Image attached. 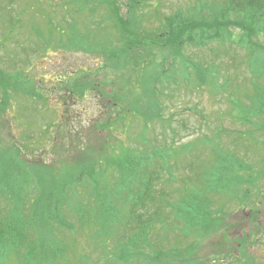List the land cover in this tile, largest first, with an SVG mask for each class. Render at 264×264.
Here are the masks:
<instances>
[{
	"label": "rangeland",
	"instance_id": "rangeland-1",
	"mask_svg": "<svg viewBox=\"0 0 264 264\" xmlns=\"http://www.w3.org/2000/svg\"><path fill=\"white\" fill-rule=\"evenodd\" d=\"M256 2L0 0V219L22 202L28 221L0 264H264ZM149 178L155 217L127 226ZM204 196L214 226L183 220Z\"/></svg>",
	"mask_w": 264,
	"mask_h": 264
},
{
	"label": "trees",
	"instance_id": "trees-1",
	"mask_svg": "<svg viewBox=\"0 0 264 264\" xmlns=\"http://www.w3.org/2000/svg\"><path fill=\"white\" fill-rule=\"evenodd\" d=\"M247 1V4L242 8V9H252L255 11V9H260L258 5V3L256 2L255 0V5L253 6V3L252 0H245ZM249 1H251L249 3ZM127 24V23H126ZM168 25L169 26H173L172 23L168 22ZM184 28V27H183ZM125 29V28H124ZM218 30H213V34L212 35H215V33H217ZM188 32V29L187 28H184L183 30H180L177 34H174V32L172 33V36H174L176 39H182V35L187 34ZM209 36L210 39H216L214 38V36ZM140 53H142V50L140 51ZM127 58V57H126ZM125 59V58H124ZM113 65H115V67H117L118 69H123L124 68V64H125V61L121 62V63H117V59L116 58H113ZM105 66V64H104ZM111 68V67H110ZM83 72V71H82ZM96 74H99L102 79H103V76H102V73H96ZM85 77H91L90 73L89 75L85 76ZM96 81V80H95ZM114 82V80H112V83ZM94 83L93 82L92 84L90 82H88L87 84L88 85H84V84H77V85H73L71 89H69V93L71 94H75L77 95L76 97H82L85 95L86 90L90 89L92 91L96 90L97 88L94 86ZM101 85V83L99 84V86ZM114 85V83H113ZM98 86V85H97ZM88 87V88H86ZM100 91V90H99ZM112 91H113V94L117 96L120 95V93L118 92V89H115V88H112ZM116 92V93H114ZM100 94L102 96H105L101 91H100ZM112 94V95H113ZM113 98L116 100V97L113 96ZM120 98H117L116 101H119ZM111 106L112 108H116L118 106V104L115 103V101H113L111 103ZM59 128H60V125H59ZM150 178L146 180V182H143V185H142V188L139 190V193H135V196L129 201H127V218H128V223H130L129 225L127 226H131L133 227L132 223L134 222L133 219L136 221L138 227L142 226L145 219L147 220H150V219H153V207H152V204L151 203H147V200L151 201L148 196H149V193L150 192V187H151V182H150ZM209 187H211V192H215V188L217 187H220L218 183H212L209 185ZM211 192H206V193H211ZM245 194H246V191H245ZM199 200L198 198H196L195 203L194 204L191 200H185L183 201V205L186 206L183 210L179 209V214H180V217L184 220H187L189 222H193V221H197L199 220L201 217H205L204 215V210H211L210 209V202L208 198H206L204 196V198L201 197V200L202 201H197ZM18 204L19 206H17L15 208V210H10L7 215H6V219L4 218L3 220L0 219V240H2L3 243H6V241H11L15 238V231L16 234L19 236V242L22 243L23 241H25V239L27 238V226H25V224H28V221L26 218L23 217V213H24V210H25V206L24 204L21 202V203H16ZM194 205V206H192ZM192 206V207H191ZM152 207V208H151ZM151 210V211H150ZM192 210H195L196 211V214L195 215L193 213ZM157 211H155L156 213ZM251 213H252V216L255 217L256 215V212L252 211L251 210ZM145 216V219H143V217ZM133 218V219H132ZM40 220V223H42V220L40 219V216L38 218ZM216 220H217V216L213 213H210V216L209 218L205 217V220L202 221V224L204 227H206L208 224L214 226V224L216 223ZM22 228H24V230H22ZM134 228V227H133ZM263 227H260V232L262 233ZM13 232V234H12ZM138 234V232H137ZM251 235H253V232H251ZM252 238V236H249ZM249 238L248 237H244L242 239V241H239L243 244V247H244V244H247L249 242L252 243H256V240L254 241H250L248 240ZM135 240V239H134ZM133 241L131 242H128V243H131L132 244ZM0 244V245H1ZM253 245V244H252ZM33 246V244L31 245V247ZM29 254H30V251L28 250L27 251ZM139 253V252H138ZM137 253V254H138ZM184 254H181V250H180V261H183L184 264H189V261L187 258L185 259H181V257L183 256ZM181 262V263H183ZM155 264H158L157 262H154Z\"/></svg>",
	"mask_w": 264,
	"mask_h": 264
}]
</instances>
